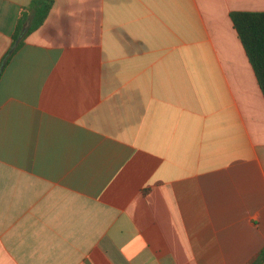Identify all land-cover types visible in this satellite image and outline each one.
<instances>
[{
  "label": "crops",
  "instance_id": "0c3cea01",
  "mask_svg": "<svg viewBox=\"0 0 264 264\" xmlns=\"http://www.w3.org/2000/svg\"><path fill=\"white\" fill-rule=\"evenodd\" d=\"M30 2L0 0V264H245L264 96L230 13L264 0H52L12 53Z\"/></svg>",
  "mask_w": 264,
  "mask_h": 264
},
{
  "label": "trees",
  "instance_id": "16d2710c",
  "mask_svg": "<svg viewBox=\"0 0 264 264\" xmlns=\"http://www.w3.org/2000/svg\"><path fill=\"white\" fill-rule=\"evenodd\" d=\"M52 0H31L28 7L22 8L12 34L14 53L28 34L38 29L48 16ZM230 20L253 69L258 86L264 96V12L235 11ZM7 53L0 64V75L10 58ZM264 263V247L255 253L245 264Z\"/></svg>",
  "mask_w": 264,
  "mask_h": 264
}]
</instances>
